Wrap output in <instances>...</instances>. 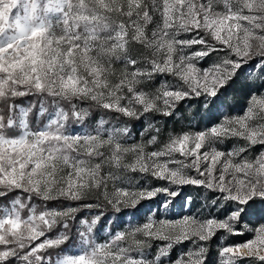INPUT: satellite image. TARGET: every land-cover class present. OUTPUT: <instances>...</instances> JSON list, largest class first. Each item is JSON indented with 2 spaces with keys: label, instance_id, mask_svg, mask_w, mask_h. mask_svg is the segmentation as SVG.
<instances>
[{
  "label": "snow or ice",
  "instance_id": "snow-or-ice-1",
  "mask_svg": "<svg viewBox=\"0 0 264 264\" xmlns=\"http://www.w3.org/2000/svg\"><path fill=\"white\" fill-rule=\"evenodd\" d=\"M0 264H264V0H0Z\"/></svg>",
  "mask_w": 264,
  "mask_h": 264
},
{
  "label": "rangeland",
  "instance_id": "rangeland-1",
  "mask_svg": "<svg viewBox=\"0 0 264 264\" xmlns=\"http://www.w3.org/2000/svg\"><path fill=\"white\" fill-rule=\"evenodd\" d=\"M210 63V62H209ZM247 95H248V89L245 87V85L241 83H237L232 87L231 90H229L227 96L224 98L223 106L220 107L218 111V116L222 114H228V115H239L242 114L246 102H247ZM27 101H25L26 103ZM184 109H189L188 105L183 106ZM179 116L178 114L176 115ZM175 116V117H176ZM197 125L203 126V123L200 121L198 123L195 122L193 119H179L178 121H173L170 119L167 121V127L169 130L173 129L172 126L175 127V129L179 130L180 128H185L188 126L196 127ZM188 194H190L193 198V201L195 203H200L203 200V197L207 195L202 189H196V188H189ZM187 208H177V213H187ZM138 220H134L131 216L125 217V227L130 226L131 224L138 223ZM107 232H104L102 235L107 236ZM215 247V246H214Z\"/></svg>",
  "mask_w": 264,
  "mask_h": 264
},
{
  "label": "trees",
  "instance_id": "trees-1",
  "mask_svg": "<svg viewBox=\"0 0 264 264\" xmlns=\"http://www.w3.org/2000/svg\"><path fill=\"white\" fill-rule=\"evenodd\" d=\"M195 112V106L193 105L191 108L184 109V107L181 109L180 113H178V117H174L171 120L173 121V123H175V121H178L179 119H185V117L189 118V119H193L195 120L196 123L200 122V118L199 116L193 117V113ZM216 115L218 116V112L216 113ZM202 122V121H201ZM204 124V122H202ZM172 128H175L174 126H172Z\"/></svg>",
  "mask_w": 264,
  "mask_h": 264
}]
</instances>
